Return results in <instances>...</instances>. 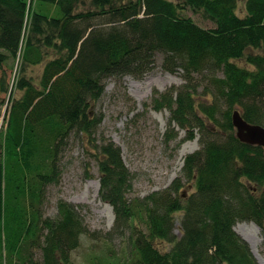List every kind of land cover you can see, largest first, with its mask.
<instances>
[{
  "label": "trees",
  "instance_id": "trees-1",
  "mask_svg": "<svg viewBox=\"0 0 264 264\" xmlns=\"http://www.w3.org/2000/svg\"><path fill=\"white\" fill-rule=\"evenodd\" d=\"M88 1L80 10L86 0H0V264H39L35 247L41 264H70L90 233L72 203L60 200L55 219L39 212L72 137L95 152L114 230H131L132 264H259L235 227L254 222L264 231V193L254 192L264 187V148L239 141L232 114L264 126V0ZM159 54L163 69L182 71L185 84L154 91L144 107L169 111L167 143L181 131L184 142L200 134L182 170L194 192L181 193L179 178L132 200L133 174L121 147L98 138L104 115L94 107L109 79L143 80ZM12 61L20 62L13 81L6 69ZM38 65L36 83L27 70ZM159 243L173 247L162 251Z\"/></svg>",
  "mask_w": 264,
  "mask_h": 264
},
{
  "label": "rangeland",
  "instance_id": "rangeland-1",
  "mask_svg": "<svg viewBox=\"0 0 264 264\" xmlns=\"http://www.w3.org/2000/svg\"><path fill=\"white\" fill-rule=\"evenodd\" d=\"M244 1L240 3L242 8ZM33 8L35 4H32ZM89 6H81L84 10ZM187 15L204 28L213 27L211 22L205 21L200 15ZM26 30V37L29 34ZM163 55L156 57L154 69L143 80L126 76L118 81L109 79L106 82V91L100 102L96 104L95 111L104 115L98 138L103 134L114 141L122 149V156L126 166L133 174L130 199H145L154 193L168 190L172 183L181 178L183 187L180 192L185 195L194 192L193 182L183 176L185 158L200 148V134L197 133L193 140L185 141V132L181 131L178 139L167 143L168 110L155 111L145 109L149 104L154 91L165 92L172 87L180 88L185 81L182 71L171 74L163 69ZM20 68V62L13 61L6 66L8 72L13 73ZM44 65L30 67L28 77L38 83ZM19 92L14 90V97L18 98ZM177 131V128H174ZM59 157V168L55 174V182L49 184L43 194L39 212L43 218H57V204L60 200L67 201L77 206L90 233L81 237L80 247L70 254V264H132L131 230H114L116 218L112 206L100 198V173L98 163L94 156L92 146L82 142L77 137L66 140ZM194 148L181 160V151ZM255 193H264V187ZM23 200L18 201L19 222L22 223ZM182 214L178 216L176 235L180 238ZM10 225V224H9ZM9 227V226H7ZM235 230L242 237L248 238L254 255L258 261L264 263V231L254 222H240ZM47 230L40 232L46 235ZM41 241H44L42 237ZM159 249L169 251L173 245L159 243ZM35 260L42 263V251L34 248ZM262 264V263H261Z\"/></svg>",
  "mask_w": 264,
  "mask_h": 264
},
{
  "label": "water",
  "instance_id": "water-1",
  "mask_svg": "<svg viewBox=\"0 0 264 264\" xmlns=\"http://www.w3.org/2000/svg\"><path fill=\"white\" fill-rule=\"evenodd\" d=\"M232 123L240 142L249 146L264 148V126L247 122L238 110L232 114ZM243 238L248 242L245 237ZM255 257L257 259L256 255ZM258 262L261 264L260 261Z\"/></svg>",
  "mask_w": 264,
  "mask_h": 264
},
{
  "label": "bare ground",
  "instance_id": "bare-ground-1",
  "mask_svg": "<svg viewBox=\"0 0 264 264\" xmlns=\"http://www.w3.org/2000/svg\"><path fill=\"white\" fill-rule=\"evenodd\" d=\"M194 148H191V149H187V147H184V149L181 151V160L183 161V158L184 156L191 150H193ZM246 238V237H245ZM247 240H249L248 238H246ZM262 264H264L262 261H261Z\"/></svg>",
  "mask_w": 264,
  "mask_h": 264
}]
</instances>
